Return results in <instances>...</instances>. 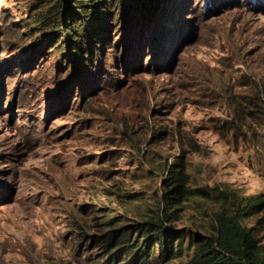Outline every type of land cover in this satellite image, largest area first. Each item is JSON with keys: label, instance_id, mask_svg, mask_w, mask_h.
<instances>
[{"label": "rangeland", "instance_id": "obj_1", "mask_svg": "<svg viewBox=\"0 0 264 264\" xmlns=\"http://www.w3.org/2000/svg\"><path fill=\"white\" fill-rule=\"evenodd\" d=\"M125 2L81 62L50 35L66 0H0V264H109L99 237L157 215L180 161L199 195L170 224L181 254L150 264L264 199V0H168L148 41Z\"/></svg>", "mask_w": 264, "mask_h": 264}, {"label": "trees", "instance_id": "obj_2", "mask_svg": "<svg viewBox=\"0 0 264 264\" xmlns=\"http://www.w3.org/2000/svg\"><path fill=\"white\" fill-rule=\"evenodd\" d=\"M113 1L116 0H66L68 10L64 14L57 13L61 16L52 25V39L64 38L63 44L70 50V55L77 61L84 62L85 55L91 53L94 47L92 39H98L92 34L91 23L109 17ZM167 1L126 0V9L134 15L133 20L138 21L140 18L142 26L147 19L152 20L151 26H147L144 33L140 34L136 29V36L140 34L144 41L152 38L153 26L159 20L158 16L160 19L166 17L164 8ZM158 27L160 30L166 29H162L160 25ZM165 35L164 33V37ZM187 183L188 175L183 161H180V165L169 167L162 184L163 206L159 208V213L148 216L145 221L136 225L107 229L99 237L108 254L107 263L150 264L155 245H158L159 259L163 263L180 255V250H173V244L180 242L185 234L182 230H175L170 224L173 219L178 218L176 214L182 202L199 195L188 188ZM244 200L246 201L243 203L238 201L231 204V207L223 205L214 215L213 221H210L207 233H195L191 236L190 246L195 251L188 264H264V246L258 239V233L264 228V218L257 220L253 226H248L245 221L264 211V199L262 195H251ZM127 256L129 258L125 260Z\"/></svg>", "mask_w": 264, "mask_h": 264}]
</instances>
